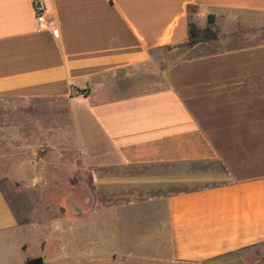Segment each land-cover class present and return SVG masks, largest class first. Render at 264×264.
<instances>
[{
  "label": "crops",
  "instance_id": "crops-1",
  "mask_svg": "<svg viewBox=\"0 0 264 264\" xmlns=\"http://www.w3.org/2000/svg\"><path fill=\"white\" fill-rule=\"evenodd\" d=\"M39 1L57 35L33 0H0V133L27 155L0 171L29 205L21 220L0 185V264H264V40L176 58L144 84L189 22L264 17V0ZM211 162L217 181L189 189L170 187L203 172L131 176Z\"/></svg>",
  "mask_w": 264,
  "mask_h": 264
},
{
  "label": "rangeland",
  "instance_id": "rangeland-1",
  "mask_svg": "<svg viewBox=\"0 0 264 264\" xmlns=\"http://www.w3.org/2000/svg\"><path fill=\"white\" fill-rule=\"evenodd\" d=\"M193 9V8H192ZM233 21V22H231ZM214 31L217 34V39H208L202 41V44L199 46H195V48L183 46L178 50L172 52L169 49L163 48L160 52L159 63L157 62L155 66H152L151 71H147L144 76V84L145 86H151L154 84L160 83V76L157 72V68L164 67L167 63L175 60L176 58L190 56L196 53H204L216 50L218 48L224 46H233L235 42L241 43H250L256 41H263L264 40V17L261 15H253L249 13L243 12H236L233 17L231 18H224L223 21L219 22L214 26ZM221 38V39H220ZM219 40L224 41L226 44H220ZM220 41V42H221ZM171 50V49H170ZM169 51V52H168ZM154 67V68H153ZM154 71V72H153ZM140 78L142 75L139 76ZM0 165L1 163H8L9 159L13 156L18 157H26L25 154V143L26 139H14L10 137L8 132H1L0 133ZM31 141H34L35 144H38L37 139L33 138ZM41 145H39L40 148ZM23 148V150L21 149ZM38 148V152H39ZM2 150V151H1ZM18 151L19 153H13L12 151ZM197 167V168H195ZM200 171L204 173V178L197 181V183L192 184H184V185H177L171 186L172 190H180V189H189L194 188L197 186H201L203 184H213L217 181V174L222 172V168L216 162L211 163H202V164H186V163H175V164H159V165H151L146 170L142 171L141 173H137L136 175L133 174L131 176H139V177H161L164 175H168L173 172H186V171ZM131 172H134L131 170ZM7 180L3 177L2 171H0V185L5 191L7 198L12 203L13 207L17 211L19 218L21 220H26L25 211H20L24 207L29 206L28 203L21 201L20 199L25 193L22 192L20 195L16 194L15 192L12 193L10 186L7 184ZM24 189V187H22ZM264 248V245L259 246L256 249V252L260 251Z\"/></svg>",
  "mask_w": 264,
  "mask_h": 264
},
{
  "label": "trees",
  "instance_id": "trees-1",
  "mask_svg": "<svg viewBox=\"0 0 264 264\" xmlns=\"http://www.w3.org/2000/svg\"><path fill=\"white\" fill-rule=\"evenodd\" d=\"M214 20L213 14H208V21L212 22ZM217 34L214 28L210 25L205 28H199L195 23L189 22L188 24V40L185 44L187 47H192L198 42H202L208 39H217ZM25 264H44L43 258L41 256L28 257L25 260Z\"/></svg>",
  "mask_w": 264,
  "mask_h": 264
},
{
  "label": "built area",
  "instance_id": "built-area-1",
  "mask_svg": "<svg viewBox=\"0 0 264 264\" xmlns=\"http://www.w3.org/2000/svg\"><path fill=\"white\" fill-rule=\"evenodd\" d=\"M33 6L35 11V21L37 25L52 28V21L45 16V9L43 4L39 0H33ZM54 35H57V29L52 28Z\"/></svg>",
  "mask_w": 264,
  "mask_h": 264
}]
</instances>
